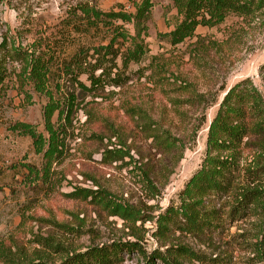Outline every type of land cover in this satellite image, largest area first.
<instances>
[{
  "label": "rangeland",
  "instance_id": "374dc122",
  "mask_svg": "<svg viewBox=\"0 0 264 264\" xmlns=\"http://www.w3.org/2000/svg\"><path fill=\"white\" fill-rule=\"evenodd\" d=\"M77 1L0 0V44L7 40L8 46L0 54L10 71L0 90V264H57L90 247L125 242L135 248L123 249L116 264H167L158 255L171 264H264L253 247L258 218L225 217L233 196L203 200V210L223 216L215 231H190L178 209L181 191L202 165L209 125L225 92L246 78L264 92V13L230 14L173 46L161 34L181 16L174 0H153L148 52L124 67L129 42L115 32L134 34L133 25L118 20L76 32L85 28L82 21L67 27L62 20ZM84 1L102 11L130 13L139 0ZM65 28L72 39L52 65L49 89L62 105L73 93L78 111L62 134L63 157L48 165L32 137L13 127L30 124L47 140L45 106L51 97L37 91L22 62L8 54L13 45L30 51L40 33L53 37ZM115 38L114 72L120 71L121 85L93 92L73 85L63 62L81 48ZM81 79L89 85L85 74ZM57 116L58 111L56 126ZM251 160L245 153L242 167Z\"/></svg>",
  "mask_w": 264,
  "mask_h": 264
},
{
  "label": "trees",
  "instance_id": "16d2710c",
  "mask_svg": "<svg viewBox=\"0 0 264 264\" xmlns=\"http://www.w3.org/2000/svg\"><path fill=\"white\" fill-rule=\"evenodd\" d=\"M174 4L181 19L169 33L161 34L173 46L192 38L200 26L214 27L223 23L230 14L248 18L264 13V0H174ZM153 5V0H139L134 2V12H106L89 1L80 0L68 5L67 17L62 23L68 27L77 20L82 21L85 28L77 26L76 32H86L100 23L114 25L118 20L132 24L134 34L118 28L115 32L117 38L129 42L122 57L123 66L128 67L131 63L140 62L148 52L146 38ZM70 35L67 28L53 37L40 33L36 40L38 43H34L30 51L13 45L8 54L9 58L22 62V73L34 88L51 97L52 101L45 106V129L49 134L47 140L30 124L17 122L13 127L21 134L32 137L36 152L43 155L48 165L63 157L65 146L62 134L67 131V125L72 124L78 111L77 98L73 93L62 105L49 89L52 65L57 62L60 49L71 42ZM117 38L109 45L81 48L63 62V69L67 75H71L73 85L88 92L99 91L107 84L121 85L120 71L114 72L119 56L113 48ZM2 47L8 48L7 40L1 42ZM6 59V55L1 57L0 54V90L10 76ZM98 70L101 72L96 74ZM84 74L89 85L81 79ZM259 75L264 82V63ZM57 111L56 126L53 117ZM245 153L251 155L252 160L244 168L242 160ZM227 195L233 196L235 201L225 217L233 220L258 218L253 223L257 230L253 247L255 253L264 260V92L250 78L238 82L225 92L209 125L202 165L180 193L181 205L178 209L181 210L180 215L185 217L188 229L199 233L218 230L223 225V216L220 211L203 210V200ZM134 248L133 243L129 242L90 247L68 255L57 264H116L121 259L123 249ZM155 254L157 251L152 255ZM158 258L164 263H172L166 256L158 255ZM148 261L152 262V258L149 257ZM23 264L48 263L33 260Z\"/></svg>",
  "mask_w": 264,
  "mask_h": 264
}]
</instances>
